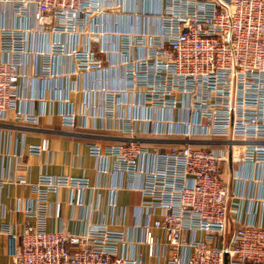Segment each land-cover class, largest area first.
I'll return each instance as SVG.
<instances>
[{
	"label": "built area",
	"instance_id": "1",
	"mask_svg": "<svg viewBox=\"0 0 264 264\" xmlns=\"http://www.w3.org/2000/svg\"><path fill=\"white\" fill-rule=\"evenodd\" d=\"M162 2L156 33L146 10L139 13L145 30L113 31L116 48L100 52L118 55L120 63L106 66L95 59L90 41L109 33L101 25L106 16L123 10V0H18L13 14L19 24H0V122L13 115L28 125L38 123L23 109L21 83L32 56L42 59L44 77L50 78L58 77L53 65L63 57L75 74L118 68L125 80L120 92L139 93L136 116L121 130L124 140L115 146L94 144L90 151L99 161V174L107 173L111 157L114 169L129 181L140 179L131 189L143 195L142 220L136 225L141 238L128 239L111 229L98 208L86 234L48 230L47 196L64 187L70 191L67 204L81 207L89 179L42 175L35 184L19 179L35 199L18 197L17 212L37 222L19 233L4 228L14 242L12 264H264L263 226L239 221L229 230L231 191L220 173L230 158L227 146L240 144L244 148L232 156L234 161L264 167V0ZM34 37L42 40L36 48L31 47ZM77 91L75 83L67 87V93ZM85 92L87 110L95 91ZM99 93L105 111L115 110L117 92ZM61 118L65 127H76L70 107ZM135 135L163 142L148 148ZM47 149L43 142L31 145L29 153ZM110 207L117 210L114 199ZM61 212L58 202L51 216L61 219ZM154 230L164 234L162 241ZM141 246L145 254L135 255L132 251Z\"/></svg>",
	"mask_w": 264,
	"mask_h": 264
},
{
	"label": "crops",
	"instance_id": "2",
	"mask_svg": "<svg viewBox=\"0 0 264 264\" xmlns=\"http://www.w3.org/2000/svg\"><path fill=\"white\" fill-rule=\"evenodd\" d=\"M14 1L18 0H0V24L5 22L11 28L19 24L13 14ZM162 5V0H123V10L121 8V11L106 16L101 25L109 33L91 38L95 59L103 66L110 61L119 64L118 55L100 52L102 47L109 50L116 48L113 31L117 29L123 33H136L145 30L139 13L146 10L150 14V30L156 33L157 14ZM40 41L39 37H34L31 47L36 48ZM86 41L82 39V43ZM43 69L42 59L30 57L26 67L27 77L21 83L22 94L26 97L23 109L25 113L35 115L38 123L35 126L28 125L13 115L0 122V264H12L14 252V242L3 232L4 228L19 233L27 224L37 222V218L17 212L18 197L35 199L29 187L17 183L19 179H26L32 184L38 183L42 175L89 179L90 189L81 207L67 204L70 191L64 187L58 193L47 196L49 215H54L56 203H62L61 219L50 215L46 221L48 230L65 228L77 235L86 234L89 231L88 219L93 210L98 208L104 214L103 222L111 229L124 232L128 239H140L142 234L136 225L142 220L140 207L143 195L131 189V183L139 184L140 179L129 181L125 173L114 169V158L111 157L108 159L107 173L99 174V161L90 151V146L94 144L115 146L124 140L121 130L136 116L135 106L139 102V93L123 92L124 73L118 68L113 72L93 70L75 74L70 60L63 57L58 64L53 65V71L58 73V77H44ZM73 83L78 85V91L67 93V87ZM88 89L95 92L93 106L86 110L85 90ZM103 89L117 92L115 101L119 105L112 112L105 111L107 106L101 99L103 95L99 93ZM65 99L69 102L66 103ZM67 107L77 116L76 127L67 128L63 125L61 112ZM135 137L142 146L148 148L159 147L163 142L161 138L148 135ZM43 142L48 144L46 151L36 155L29 153L31 145H41ZM242 148L243 144L234 148L227 146L230 158L220 165L221 177L231 191L230 231L240 226L239 221L264 227V167L234 161L232 156L240 155ZM112 199L117 204L114 212L110 207ZM26 204V200L22 201L21 208L24 209ZM154 235L161 241L164 238L159 230H154ZM132 252L144 255L146 248L141 246Z\"/></svg>",
	"mask_w": 264,
	"mask_h": 264
}]
</instances>
